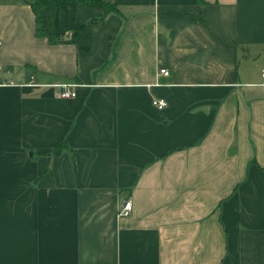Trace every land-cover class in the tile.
<instances>
[{
  "label": "crops",
  "instance_id": "1",
  "mask_svg": "<svg viewBox=\"0 0 264 264\" xmlns=\"http://www.w3.org/2000/svg\"><path fill=\"white\" fill-rule=\"evenodd\" d=\"M32 1L0 0V264H264V0L70 7L55 44Z\"/></svg>",
  "mask_w": 264,
  "mask_h": 264
},
{
  "label": "trees",
  "instance_id": "2",
  "mask_svg": "<svg viewBox=\"0 0 264 264\" xmlns=\"http://www.w3.org/2000/svg\"><path fill=\"white\" fill-rule=\"evenodd\" d=\"M31 6L36 16V35L47 38L52 44L60 40L62 9L90 6L102 7L106 12H117V6L105 0H33Z\"/></svg>",
  "mask_w": 264,
  "mask_h": 264
},
{
  "label": "built area",
  "instance_id": "3",
  "mask_svg": "<svg viewBox=\"0 0 264 264\" xmlns=\"http://www.w3.org/2000/svg\"><path fill=\"white\" fill-rule=\"evenodd\" d=\"M163 74L168 75L169 72L165 69H162L161 71ZM264 76V71H263ZM54 87L58 88V97L63 99H69L76 97V84L74 83H58L53 84ZM153 105L159 109H164L168 102L165 99L162 98H154L153 99ZM132 211V201L129 199L125 201L124 205L122 206L119 216L120 217H128L131 214Z\"/></svg>",
  "mask_w": 264,
  "mask_h": 264
}]
</instances>
